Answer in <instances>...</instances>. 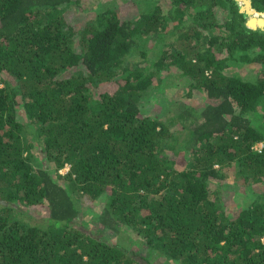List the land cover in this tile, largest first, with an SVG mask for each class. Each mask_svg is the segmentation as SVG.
Masks as SVG:
<instances>
[{"label": "trees", "instance_id": "16d2710c", "mask_svg": "<svg viewBox=\"0 0 264 264\" xmlns=\"http://www.w3.org/2000/svg\"><path fill=\"white\" fill-rule=\"evenodd\" d=\"M139 1L126 18L86 17L80 0H0V264H153L79 219L98 198L97 231L128 226L175 264H264V191L229 214L210 186L226 165L245 187L264 181V30L236 0ZM235 63L256 77L227 73ZM170 65L208 101L162 119L143 104ZM37 207L45 222L29 217Z\"/></svg>", "mask_w": 264, "mask_h": 264}, {"label": "rangeland", "instance_id": "374dc122", "mask_svg": "<svg viewBox=\"0 0 264 264\" xmlns=\"http://www.w3.org/2000/svg\"><path fill=\"white\" fill-rule=\"evenodd\" d=\"M86 5V14H83L86 17H91L95 11L99 9H105L107 7H116L122 12V17L132 18L138 15V11L141 10L142 2L139 0H80ZM157 3L161 5L163 11H166L169 7L168 0H157ZM238 5L244 4L243 0H237ZM252 16V14H246V19ZM217 19L223 21L226 18V14L223 11H218ZM177 47L182 46V42L179 43L176 41ZM150 44V40L149 43ZM158 53V47H154L149 50L148 55L154 57ZM135 58L142 57L139 54V51H135ZM258 66L256 64H239L235 63L226 71L227 73H235L243 78L254 79L257 75ZM164 80L161 83L159 89L151 92L149 99H145L143 111L150 114H156L160 118H170L175 115H178L184 111L186 105H190L194 109L198 110L201 107L205 106L207 99L205 94L199 90H195L192 94L186 93L188 90L187 82L182 76L181 70L174 66L170 65L168 69L163 71ZM0 85L2 82L0 81ZM183 104H185L183 106ZM188 111L190 109H187ZM25 118V117H23ZM188 124V123H186ZM185 125V124H184ZM183 125V126H184ZM174 127H178L180 133L179 138H184L187 128H183L182 124L177 121L173 124ZM263 141H258L254 143L256 148H259L262 145ZM37 149V147L35 148ZM38 151V149H37ZM39 153V152H38ZM184 149L179 148L178 154H171L176 156V159L179 160V163H182ZM40 154V153H39ZM185 161V160H184ZM217 166V164L215 165ZM221 167V166H220ZM66 167L61 168L62 171H65ZM220 177L215 178L212 181L210 186L217 192H219L222 199L223 207L229 214L237 212L246 201L252 200L256 194L261 191H264V181L252 185V187H245V183L241 178L236 176L234 168L226 165L220 169ZM241 179V180H239ZM103 199L98 198L97 200L92 201H82L80 208V217L79 219L86 220L88 226L95 227V233H98L102 238L108 237L110 240L114 241L119 240L121 244L127 246L128 249H132L143 254L150 259L153 264H175V262L166 258L160 252L147 248L142 244L138 234L130 227L123 226L120 231H113L112 229L103 228L100 224V230L97 231L94 221L92 219L96 217L97 213L102 209ZM97 212V213H95ZM48 215V210L46 207H37L29 209V217L33 221L45 222V218ZM98 235V236H99Z\"/></svg>", "mask_w": 264, "mask_h": 264}, {"label": "water", "instance_id": "95a60500", "mask_svg": "<svg viewBox=\"0 0 264 264\" xmlns=\"http://www.w3.org/2000/svg\"><path fill=\"white\" fill-rule=\"evenodd\" d=\"M237 1V0H236ZM245 3H247V6H243V4L239 5V10L245 12L246 14H252V13H262L264 10L259 11L256 10L252 4H251V0H246ZM253 11V12H252ZM254 16V15H253ZM262 18V17H260ZM245 23L247 26L251 27V28H257L260 27L264 30V24L262 25V23H255L252 20V16H249L246 20Z\"/></svg>", "mask_w": 264, "mask_h": 264}, {"label": "built area", "instance_id": "2783aa9c", "mask_svg": "<svg viewBox=\"0 0 264 264\" xmlns=\"http://www.w3.org/2000/svg\"><path fill=\"white\" fill-rule=\"evenodd\" d=\"M262 146H263V143H262V145H260L259 148H256V145H253V147L256 148L257 150H261ZM64 167H66V169H67V168L69 167V164L66 163V164L64 165ZM62 168H63V167H62ZM66 169H65V170H66ZM60 171L63 172L61 169H60Z\"/></svg>", "mask_w": 264, "mask_h": 264}, {"label": "bare ground", "instance_id": "6f19581e", "mask_svg": "<svg viewBox=\"0 0 264 264\" xmlns=\"http://www.w3.org/2000/svg\"><path fill=\"white\" fill-rule=\"evenodd\" d=\"M245 1L246 0H243V2H244L243 6H247V3H245ZM254 16H258V17L264 16V13H255Z\"/></svg>", "mask_w": 264, "mask_h": 264}]
</instances>
